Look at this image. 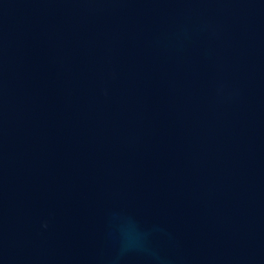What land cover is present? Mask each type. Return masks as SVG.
I'll use <instances>...</instances> for the list:
<instances>
[{
	"label": "water",
	"instance_id": "95a60500",
	"mask_svg": "<svg viewBox=\"0 0 264 264\" xmlns=\"http://www.w3.org/2000/svg\"><path fill=\"white\" fill-rule=\"evenodd\" d=\"M0 264H264V0H0Z\"/></svg>",
	"mask_w": 264,
	"mask_h": 264
}]
</instances>
